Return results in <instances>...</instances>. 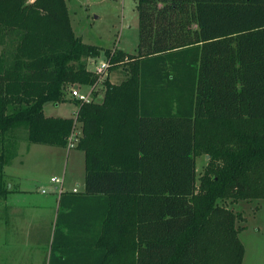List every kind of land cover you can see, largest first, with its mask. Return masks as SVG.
Segmentation results:
<instances>
[{"label":"trees","instance_id":"trees-1","mask_svg":"<svg viewBox=\"0 0 264 264\" xmlns=\"http://www.w3.org/2000/svg\"><path fill=\"white\" fill-rule=\"evenodd\" d=\"M136 6L131 54L85 42L67 0H0V193L21 142L65 148L77 121L105 247L90 264H242L243 214L219 200L264 199V0ZM103 52L125 77L76 99L77 119L47 115Z\"/></svg>","mask_w":264,"mask_h":264},{"label":"crops","instance_id":"crops-1","mask_svg":"<svg viewBox=\"0 0 264 264\" xmlns=\"http://www.w3.org/2000/svg\"><path fill=\"white\" fill-rule=\"evenodd\" d=\"M52 112L55 113L49 116L66 117L59 115L55 108ZM33 145L38 144L21 142L15 156L5 166L7 176L4 192L0 193V240L11 244L10 241L18 239L22 247H0V264H29L23 259L14 261L11 253H33V264H50L51 258L52 264H90L96 253H104L105 247L96 246L101 233L98 221L101 204L97 198L83 195L86 188L85 153L76 147L71 148L75 168H79L80 175L71 181L67 179V172H63L60 185L51 181L57 174L49 177L39 175L37 167L29 159L38 152L42 153L41 157H51L54 154L51 149L55 146L47 145L50 147L47 154L46 151L32 149ZM60 148L68 153L71 151L67 147ZM25 168L36 172V176L26 175L23 172ZM74 188L78 191L74 192ZM2 254L6 255V261H1Z\"/></svg>","mask_w":264,"mask_h":264},{"label":"rangeland","instance_id":"rangeland-1","mask_svg":"<svg viewBox=\"0 0 264 264\" xmlns=\"http://www.w3.org/2000/svg\"><path fill=\"white\" fill-rule=\"evenodd\" d=\"M71 13V21L75 31L82 36L83 40L88 43H94L104 48L116 47L124 51L135 54L137 53V45L139 40V17L137 11V0H67ZM106 60L104 52L97 59L95 64L90 63L89 68L95 69L102 61ZM109 76L115 82L121 81L125 77V70L122 67L113 69ZM105 78V77H104ZM102 85L99 86L98 98H102ZM87 91V88H80ZM75 98L63 102L59 105L48 102L45 105V113L51 115L52 108L58 110L59 115L66 117H76L78 105ZM80 134V124L77 126ZM28 147V146H27ZM26 147V148H27ZM50 147L47 145H33L32 149L46 151L48 154ZM51 150L53 155H42L40 152L34 153L29 159L33 166H36L39 175L49 177L53 173L58 177L63 176V172H67V179L74 181L79 174V168H75L72 156L73 149L70 153L60 147ZM210 159L209 154H202L196 158L197 162V184H200V176L205 171L207 163ZM41 161V162H40ZM50 161L52 163H50ZM40 162L38 165L37 163ZM31 167V164L28 165ZM23 172L26 175H35L36 172L25 168ZM41 173V174H40ZM26 183L25 181H23ZM23 183V184H24ZM221 205L241 212L244 219L238 220L237 226H244L239 232V238L244 247V255L242 264H264V199L241 200L234 202L230 199L219 200ZM14 241V240H13ZM11 244L4 243L0 240V247L8 245L22 247L21 241L16 239ZM14 261L19 259L27 261L29 264L35 262V254L33 253H11ZM27 258V259H24ZM1 261H6V255L2 254ZM25 264V263H24Z\"/></svg>","mask_w":264,"mask_h":264},{"label":"built area","instance_id":"built-area-1","mask_svg":"<svg viewBox=\"0 0 264 264\" xmlns=\"http://www.w3.org/2000/svg\"><path fill=\"white\" fill-rule=\"evenodd\" d=\"M109 67H110V60L106 59L104 61H102L99 65H96L95 67V71L99 74V79L98 81L87 88V91H82L79 86H74L70 89V95L79 100L82 103L84 102H90L93 100L94 98V93L95 91L98 89L99 84L101 83L102 80H104V77L107 76V74L109 73ZM78 111H79V106H78V110L76 111V117H74L75 119H77L78 116ZM77 121H75V128L74 131L72 132V135L68 141V145L67 148H74L76 146V143L78 141V137H79V132L77 131ZM51 181L57 184H62L63 183V178L62 177H58V176H54L51 178ZM60 191H63V187H60ZM74 192L78 191V188H74L73 189ZM43 192H46V190L44 189Z\"/></svg>","mask_w":264,"mask_h":264},{"label":"water","instance_id":"water-1","mask_svg":"<svg viewBox=\"0 0 264 264\" xmlns=\"http://www.w3.org/2000/svg\"><path fill=\"white\" fill-rule=\"evenodd\" d=\"M34 0H29V2H33Z\"/></svg>","mask_w":264,"mask_h":264}]
</instances>
